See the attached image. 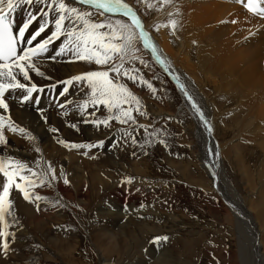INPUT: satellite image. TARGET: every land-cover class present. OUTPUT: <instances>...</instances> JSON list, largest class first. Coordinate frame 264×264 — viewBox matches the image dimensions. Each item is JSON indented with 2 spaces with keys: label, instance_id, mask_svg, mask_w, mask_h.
Returning <instances> with one entry per match:
<instances>
[{
  "label": "snow or ice",
  "instance_id": "6c2138e0",
  "mask_svg": "<svg viewBox=\"0 0 264 264\" xmlns=\"http://www.w3.org/2000/svg\"><path fill=\"white\" fill-rule=\"evenodd\" d=\"M237 3L252 16L264 19V0H237ZM136 5L139 7L130 5L127 0H0V148L3 149L0 152V178L3 181L0 184V255L5 259L12 251L11 243L16 234L12 229L23 227L16 215L13 191L24 201L34 204L37 211L41 203L63 209L68 205L62 196L50 199L41 195L38 189L55 191L59 181L64 185L71 183L63 166L57 173L53 163L45 159L37 137L12 118L10 100L17 101L20 106L33 105L47 123L46 108L40 106L41 94L47 88L52 97L49 106L64 110L63 115L67 116L71 105V111L82 118L79 123L97 130L101 126L112 129L115 121L121 127L115 129L117 138L111 147H118L122 141L125 146L130 144L147 155V149L157 143L167 147L169 135L166 128H155V122H138V116L147 117L148 112L134 89L146 88L153 95L157 94L158 88L153 81L159 80L160 76L152 69L154 63L175 81L190 110L207 133L213 134V122L193 95L190 82L174 69L153 35V31L158 33L167 29L172 37L179 39L178 33L183 29L181 6L177 0H136ZM18 9L26 10L21 25L14 21L13 14ZM152 12L164 13L166 19L147 24L144 17ZM229 22L235 24L236 20L220 21L221 24ZM34 23L37 26L30 31ZM249 35L253 33L249 32ZM192 43L197 45L198 42L193 40ZM145 55L151 58V63ZM58 61L84 62L96 67L47 85L35 81V77L51 81L52 77L41 67L47 62ZM143 69L152 71L151 79L146 78ZM167 119L171 120V117ZM69 126L80 131L77 123ZM141 129L143 137L138 139ZM48 131L59 133L56 127H50ZM8 134L26 139L38 156L29 162L9 154ZM54 138L69 151L86 150L82 153L85 156L92 149L105 146L104 139L77 143L58 135ZM214 154L219 155L218 152ZM132 155L137 156V152L133 151ZM133 179L126 177L125 182L132 184ZM168 241V235L152 238L156 245Z\"/></svg>",
  "mask_w": 264,
  "mask_h": 264
},
{
  "label": "rangeland",
  "instance_id": "374dc122",
  "mask_svg": "<svg viewBox=\"0 0 264 264\" xmlns=\"http://www.w3.org/2000/svg\"><path fill=\"white\" fill-rule=\"evenodd\" d=\"M135 1H132L134 5ZM140 11L143 15L144 9L141 8ZM152 13L145 16V19L147 20ZM144 58L151 63L148 55ZM91 66V69L96 67ZM153 67L154 71L162 73V76L157 75L161 80L165 79L168 90L164 91L160 87V79L153 81L158 88L155 95L150 91L144 92L142 88L134 89L144 101L148 112L147 117L138 116V122L143 124L155 122V128H166L169 134L168 146L157 143L147 149V155L138 148L134 149L130 144L125 146L122 141L118 147L113 148L111 144L117 138L115 129L121 127L115 121L112 122V129L101 126L97 130L91 125L83 126L86 133L94 130L93 135H96L88 139L82 132L78 136L84 142L104 139L105 146L102 149H92L87 156L82 154L86 150L75 151L77 157L74 162L71 161L70 155H63L66 166L80 164L81 169H85L87 174L91 167L96 170L100 169V166H107L105 169L107 171L102 170L100 175L105 179L109 178L113 186L105 187L98 180L96 184L82 186L78 195L74 194L75 189L72 186L68 197L60 194L57 188L55 191L39 189L41 195L50 199L62 196L68 207L53 209L46 205L42 212L50 217L43 221L39 219L41 221L39 228L22 220L24 227L21 229L25 234H15L12 253L10 252L6 259L0 255V263L159 264L160 260L156 262L155 259L161 253H165L167 257L173 256L171 264H239L234 215L212 188L214 171L211 175L210 171L202 166L196 156L195 141L189 139L190 129L195 127L192 111L184 102L183 94L176 87L175 81L163 73L158 65L152 63V69ZM143 71L146 78H152L149 69ZM166 95L173 98V101L167 102ZM170 104H173V107ZM168 117H171V120H168ZM220 121L224 124L222 119ZM225 123L228 124V121L225 120ZM217 133L219 140L224 138L223 131L218 129ZM142 137L141 129L138 139ZM108 143L110 148L106 149ZM247 145L240 144L239 151L246 164L250 184L254 182L251 184L253 188H259L255 181L260 151H253L248 148L251 145ZM133 151L137 152V156L132 155ZM54 152L52 151V159L56 156ZM45 154L46 152L44 153L46 159L48 155ZM207 154L213 158L211 151H207ZM228 174L235 188L247 201L248 192L240 170L231 169L228 170ZM129 176L134 178L132 184L125 182V178ZM123 194L124 202H120L117 195ZM125 197H130V201L126 202ZM253 201L254 210L260 214L256 216L258 225L261 223L258 228L264 230V202H260L257 197ZM141 204L144 207H141ZM15 205L16 202L14 207ZM114 212L121 213L123 217L113 218L114 220L107 217L109 214H115ZM13 229L15 231L18 228ZM263 230L260 235L258 234V240H262V244ZM162 235L169 236L167 243L156 245L152 242L153 237ZM262 251L264 254V247ZM152 255L154 257H151ZM4 259L6 262H2Z\"/></svg>",
  "mask_w": 264,
  "mask_h": 264
},
{
  "label": "bare ground",
  "instance_id": "6f19581e",
  "mask_svg": "<svg viewBox=\"0 0 264 264\" xmlns=\"http://www.w3.org/2000/svg\"><path fill=\"white\" fill-rule=\"evenodd\" d=\"M132 1L127 0L130 5L138 7ZM177 2L183 12V29L178 33L179 39L172 37L167 29H162L158 33L153 31V35L172 62L174 69L182 75L186 82H190L193 95L205 109L206 116L213 122L214 132L209 135L198 117L192 112L195 127L190 129L188 135L191 141H195L196 156L201 161L202 166L210 171L211 175L213 171L215 173L212 188L217 191L227 208L234 215L236 252L239 264H264L262 251L264 243L262 244V240H258V234L260 235L263 229L258 228L261 223L258 225L256 216L260 214L254 210L252 204L255 197L260 202H264V19L252 16L242 4L237 3V0H177ZM83 7L87 8L88 6ZM13 15L15 24L21 25L26 16V10L18 9ZM147 18V20L145 19L146 23L152 24L155 20L164 21L166 16L164 13L157 14L153 12ZM221 20H236V23L221 24ZM36 26L34 23L30 31ZM249 32H252L253 35H249ZM193 40L198 42L197 45H193ZM90 67L92 68L91 65ZM90 67L84 62L72 64L59 61L47 62L42 65L41 70L46 75L51 76L52 80L35 77V81L47 85L73 74L91 70ZM153 70H155L154 67ZM149 73L152 75L150 70ZM155 73L162 74L158 71H155ZM164 81L165 79L159 80L160 87L167 91L168 87ZM142 89L144 92H149L146 88ZM41 96L40 106L46 108L47 123L40 118V114L33 105L20 106L17 101L10 100V112L12 118L18 124L26 127L37 137L43 154L46 152L45 155H48L46 159L50 160L55 167H58L57 173H59L60 167L63 166L71 183L64 185L62 181H59L56 186L58 192L68 197L73 186L75 189L74 194L78 195L82 186L96 184L98 180L103 186L112 187L109 178L105 179L100 175L102 170L103 172L107 171L105 170L107 166H100V169L96 170L91 169V167L89 174L86 173L85 169H81L80 164L73 163L66 166V159L63 155H70L71 161L74 162L75 157H77L75 151L80 152V150L69 151L57 144L54 137L58 135L69 141L86 143L78 135L83 132L82 135L85 134L88 139H92L96 135H93L94 130L92 129L91 133L84 131L83 126L85 124L79 123L82 118L71 111V105L68 106L69 114L65 116L63 115L64 110L49 106V99L52 97L49 96L47 88ZM166 97L167 102L173 101V98L167 95ZM183 100L187 104L185 97ZM59 101L62 102L63 98H59ZM170 105L173 107V104ZM217 110H220V112ZM219 119H222L224 124ZM225 120L228 121V124L225 123ZM72 123L78 124L79 132L69 126ZM50 127L58 128L59 133L49 132ZM218 129L224 133V138H221V140L217 138ZM8 135L11 149L9 154L29 162L38 156L32 150V144L26 139L13 134ZM243 143L251 145L247 146L253 151H260L258 158L261 157L257 165L258 173L255 181L256 186H259V188H253L251 184L254 182L251 184L249 182L247 167L239 147ZM107 148H110V143L106 145ZM210 149L213 158L207 154ZM2 151L3 149L0 148V152ZM52 151H55L56 154L53 159L51 158ZM214 152H218L219 155H215ZM231 169L234 171L236 169L240 170L243 184L248 192L247 201L235 188L228 174V170ZM2 182V178H0V184ZM38 191L40 190L38 189ZM47 191L53 190L47 189ZM12 195L16 202L15 210L20 222L22 220L23 222H30V224H34V227L39 228L38 225L41 226L39 222L50 217L42 212L46 207L44 203L40 204V210L37 211L34 204L24 201L22 196L15 190ZM74 196L76 197V195ZM124 196V194L117 195V198L120 202H124ZM125 198H127L126 202L130 201V197ZM107 217L120 219L123 215L115 213L109 214ZM39 219L42 220L39 221ZM15 233L25 234V231L18 228ZM13 244L15 246L14 241L11 243V247ZM157 257L155 261L157 262L159 259V264H171L173 260V256L167 257L165 253H161ZM0 264H4V262ZM141 264L148 263L142 262Z\"/></svg>",
  "mask_w": 264,
  "mask_h": 264
}]
</instances>
